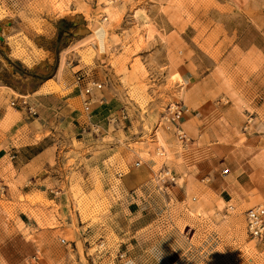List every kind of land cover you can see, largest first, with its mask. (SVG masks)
<instances>
[{"label":"rangeland","instance_id":"374dc122","mask_svg":"<svg viewBox=\"0 0 264 264\" xmlns=\"http://www.w3.org/2000/svg\"><path fill=\"white\" fill-rule=\"evenodd\" d=\"M95 20L104 55L86 41ZM37 79L70 134L52 174L70 184L63 205L1 181L0 264H264L245 221L264 205V0H0L1 94L29 103ZM89 79L103 84L90 120ZM93 156L108 167L82 169Z\"/></svg>","mask_w":264,"mask_h":264},{"label":"crops","instance_id":"0c3cea01","mask_svg":"<svg viewBox=\"0 0 264 264\" xmlns=\"http://www.w3.org/2000/svg\"><path fill=\"white\" fill-rule=\"evenodd\" d=\"M64 75L66 74L63 66L60 70H56L55 76L63 77ZM31 81L32 86L28 94L31 95L29 103L38 107L39 115L37 117L26 115L25 108L18 102L11 105L14 98L9 92H4V95L1 94L0 90V181H3L4 184L7 183L6 190L8 192L13 193L12 190H15L16 198L19 195L24 196L26 192L23 191V187H28L27 189L30 190V193H27L28 195L36 192L45 193L47 199L51 201H55L57 195L60 194V202L64 205L62 201L65 200V194L56 186L63 183L68 185L70 182H64L63 179L57 180L58 177H53L52 174L56 165L59 166L62 154L65 155L67 152L66 146L68 143L70 145L73 144H71V140L65 139L67 135H70L68 134L69 132L59 127L62 125V120L63 123L65 122V119L60 116L61 113L57 114L58 119L56 121L52 118L51 111L45 110V104L56 99L55 95L51 91H48L49 87L45 79ZM65 83L66 81H62L60 86H65ZM7 89L16 92L11 87L7 86ZM18 94L20 93L18 92ZM22 94L25 95L24 93ZM97 95L100 94L98 91H95L93 93V103H95L94 98ZM52 120L56 121L55 124ZM81 136L87 138L91 136V132H87L86 130L81 131ZM78 143L79 146L77 147H79V150H84L88 147V149H93L90 147V144L86 145L82 141ZM92 158L87 162L80 161L83 164L82 169L89 168L87 163L91 164L90 169H96L97 171L108 167V164H104V162H108V159L98 161L97 156H93ZM133 177L134 175L125 176V179L131 180ZM144 181V179L139 180L136 186L127 188L128 191L134 189L135 192L136 189L139 190L141 188L140 184ZM55 192H58V194H55ZM52 209V207L45 208L48 212L52 211ZM61 216L66 217L65 209H61Z\"/></svg>","mask_w":264,"mask_h":264},{"label":"built area","instance_id":"2783aa9c","mask_svg":"<svg viewBox=\"0 0 264 264\" xmlns=\"http://www.w3.org/2000/svg\"><path fill=\"white\" fill-rule=\"evenodd\" d=\"M85 78L83 76H77L76 80L77 83H81ZM103 84L99 81L89 79L84 82V85L81 88L82 92V109L85 115H87V118L90 120V113L92 109V103H93V93L95 91L100 92L103 89ZM16 102L12 101L11 105H14ZM22 107L26 109V111L29 114L34 115L36 112L34 110V107L31 106L27 100L20 98L19 102ZM183 114L182 107L179 105H174L173 110L170 112V117L167 118V121L178 124L179 119L181 118ZM177 138L181 141H184L186 138V135L183 133L182 130L176 129ZM136 167L140 166L139 162H136L134 164ZM228 170H224L222 174H226ZM118 175H121L120 173ZM157 180L161 183L164 182H171L174 183L175 176L172 174L169 168H162L157 173ZM0 181V191L3 190V185ZM245 221H246V227L249 236L252 239L258 240V241H264V205L254 206L251 208H248L245 212ZM61 243H65L64 239H61Z\"/></svg>","mask_w":264,"mask_h":264},{"label":"bare ground","instance_id":"6f19581e","mask_svg":"<svg viewBox=\"0 0 264 264\" xmlns=\"http://www.w3.org/2000/svg\"><path fill=\"white\" fill-rule=\"evenodd\" d=\"M90 31L91 33L88 35L86 41L93 47H97L100 54H106L109 49L110 30L103 25L102 21L99 22L95 20L94 26L90 28ZM81 44H83V42Z\"/></svg>","mask_w":264,"mask_h":264}]
</instances>
